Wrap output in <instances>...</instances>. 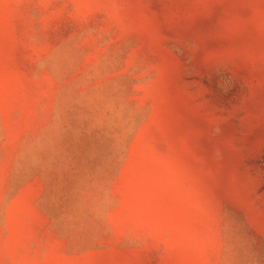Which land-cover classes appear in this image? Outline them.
<instances>
[{
    "label": "rangeland",
    "instance_id": "1",
    "mask_svg": "<svg viewBox=\"0 0 264 264\" xmlns=\"http://www.w3.org/2000/svg\"><path fill=\"white\" fill-rule=\"evenodd\" d=\"M0 264H264V0H0Z\"/></svg>",
    "mask_w": 264,
    "mask_h": 264
}]
</instances>
